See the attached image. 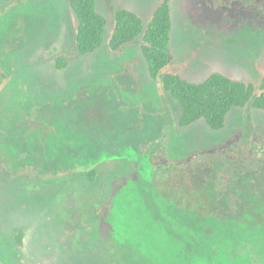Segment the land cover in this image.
Masks as SVG:
<instances>
[{"label":"rangeland","instance_id":"1","mask_svg":"<svg viewBox=\"0 0 264 264\" xmlns=\"http://www.w3.org/2000/svg\"><path fill=\"white\" fill-rule=\"evenodd\" d=\"M158 1L96 0L103 43L80 56L67 0H0V264H246L191 242L264 247V111L180 129L139 40L108 48L115 8L146 20ZM170 5L167 69L264 74V0Z\"/></svg>","mask_w":264,"mask_h":264},{"label":"trees","instance_id":"2","mask_svg":"<svg viewBox=\"0 0 264 264\" xmlns=\"http://www.w3.org/2000/svg\"><path fill=\"white\" fill-rule=\"evenodd\" d=\"M13 1V0H12ZM76 19L74 44L78 55L94 52L103 43L106 18L96 7V0H67ZM171 0H159L144 20L137 12L126 7L113 10V25L108 37L110 51H120L125 45L139 40V51L151 79L158 81L179 105L177 126L182 129L203 120L212 131L225 127L232 108L250 106L264 111V74L257 78H241L215 70L201 80L194 81L167 66L173 59L171 39ZM67 66L65 55L56 57L54 67ZM95 170L89 169L88 179L94 180ZM221 242H191V254L228 259H241L246 264H264V247H258L254 259L246 250L245 241L221 235ZM16 244L22 246V232L14 234Z\"/></svg>","mask_w":264,"mask_h":264}]
</instances>
